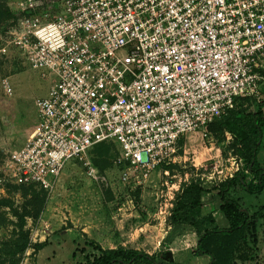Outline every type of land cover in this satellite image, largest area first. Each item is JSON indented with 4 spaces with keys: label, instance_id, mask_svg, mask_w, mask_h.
Here are the masks:
<instances>
[{
    "label": "built area",
    "instance_id": "built-area-1",
    "mask_svg": "<svg viewBox=\"0 0 264 264\" xmlns=\"http://www.w3.org/2000/svg\"><path fill=\"white\" fill-rule=\"evenodd\" d=\"M57 2L52 20L36 0L18 3V44L50 85L33 137L3 167L17 184L49 192L69 161L110 141L146 177L236 99L260 100L264 0Z\"/></svg>",
    "mask_w": 264,
    "mask_h": 264
},
{
    "label": "rangeland",
    "instance_id": "rangeland-1",
    "mask_svg": "<svg viewBox=\"0 0 264 264\" xmlns=\"http://www.w3.org/2000/svg\"><path fill=\"white\" fill-rule=\"evenodd\" d=\"M19 1L0 0V264H78L85 254L95 253L90 242L105 249L171 252L173 257L183 253L178 259L190 264L195 237L184 233L182 238H171L167 214L181 187L194 181L209 190L204 201H210L211 207H204V214L214 213L220 221L215 187L239 164L235 143L227 133L183 135L170 157L146 177L122 159L120 145L113 141L88 150L83 162L69 161L49 192L22 186L7 176L3 169L7 157L33 137L35 101L47 94L50 85L47 76L28 64L18 44L24 18L16 5ZM36 2L44 11L42 19L52 20L60 11L57 0ZM259 75L261 102L264 70ZM244 103L239 101L238 106ZM85 163L95 169L97 180L88 174ZM231 196L250 213L264 203V195H248L239 188ZM21 230L29 247L12 254L16 247L11 243L22 240ZM258 248L255 261L239 264H264V241Z\"/></svg>",
    "mask_w": 264,
    "mask_h": 264
},
{
    "label": "trees",
    "instance_id": "trees-1",
    "mask_svg": "<svg viewBox=\"0 0 264 264\" xmlns=\"http://www.w3.org/2000/svg\"><path fill=\"white\" fill-rule=\"evenodd\" d=\"M239 101L245 103L238 106ZM219 119L210 123L207 131L229 134L235 143L236 157L242 163V168L231 177L219 181L215 187L221 202L219 210L228 228L218 227L211 213L204 214L202 198L209 190L190 181L175 196L167 231L192 228L197 237L193 255L202 257L206 264L251 263L255 261L260 241H264V203L257 211L250 213L232 198L231 191L239 188L248 195H264V167L257 158L264 131V100L238 98L235 108ZM27 187L38 188L33 185ZM20 235L21 241L11 243L16 247L12 254L24 252L29 247L22 230ZM43 246L45 243L41 244V248ZM90 246L95 253L89 256L85 254L84 262L78 264H178L165 259L166 253L149 255L134 248L103 249L95 242H90ZM80 252L84 254L85 250L81 249Z\"/></svg>",
    "mask_w": 264,
    "mask_h": 264
},
{
    "label": "crops",
    "instance_id": "crops-1",
    "mask_svg": "<svg viewBox=\"0 0 264 264\" xmlns=\"http://www.w3.org/2000/svg\"><path fill=\"white\" fill-rule=\"evenodd\" d=\"M7 1L9 3H11L13 0H7ZM19 2H17L16 5H18ZM257 158H258V161H259L260 165L264 167V131H263V137H262V142H261V148H260V151H259V154H258V157ZM239 168H242V163H241L240 160H239V164L236 165V169L234 171L236 172ZM235 172H233V174ZM233 174H230L229 177H231ZM206 195H209V193H207ZM216 197L219 200V198H218L217 195H216ZM202 200L204 202V207H208V208L211 207L210 201H208V204L205 203L204 196H203ZM218 203H219L218 204V215L220 217V221L218 222L217 219H215V214L214 213H212V216L214 217L215 223H216V225L218 227H220V228H228V224H227L225 218L223 217V214L219 210V206L221 205L220 200H219ZM169 216H170V212L167 214V220H166V222H168ZM171 231L173 232L172 235H171V238H174V236H176V235H178L179 238H182V236H180V234H184V233H189V234L193 235L195 237V243H194V248H195L197 237H196V234H195V232H194V230L192 228H178V229H171ZM103 249H105V248H103ZM107 249H110V248H107ZM149 255H152V254H149ZM179 255H183V253L182 254H178V255H174L173 260L176 263H178V264H183L184 261H181L180 259H178L179 257H182V256H179ZM172 256H173V254H172ZM191 258L192 259L190 261H187L190 264H206L201 259L200 256H194L193 255V250H192V257Z\"/></svg>",
    "mask_w": 264,
    "mask_h": 264
},
{
    "label": "water",
    "instance_id": "water-1",
    "mask_svg": "<svg viewBox=\"0 0 264 264\" xmlns=\"http://www.w3.org/2000/svg\"><path fill=\"white\" fill-rule=\"evenodd\" d=\"M165 259L173 260V256L171 252L166 253Z\"/></svg>",
    "mask_w": 264,
    "mask_h": 264
}]
</instances>
